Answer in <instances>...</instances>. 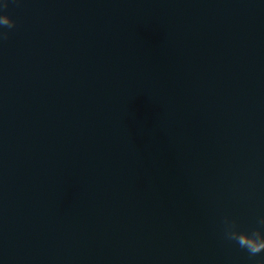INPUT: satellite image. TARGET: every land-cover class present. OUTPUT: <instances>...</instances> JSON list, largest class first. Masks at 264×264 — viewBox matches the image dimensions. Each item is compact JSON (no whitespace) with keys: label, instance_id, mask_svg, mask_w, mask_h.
I'll use <instances>...</instances> for the list:
<instances>
[{"label":"water","instance_id":"95a60500","mask_svg":"<svg viewBox=\"0 0 264 264\" xmlns=\"http://www.w3.org/2000/svg\"><path fill=\"white\" fill-rule=\"evenodd\" d=\"M0 264H264L261 0H9Z\"/></svg>","mask_w":264,"mask_h":264},{"label":"clouds","instance_id":"9594fccd","mask_svg":"<svg viewBox=\"0 0 264 264\" xmlns=\"http://www.w3.org/2000/svg\"><path fill=\"white\" fill-rule=\"evenodd\" d=\"M264 3V0H261ZM9 6V0H0V39L7 36L4 27L13 29L16 22L5 13V9ZM256 227L251 230H242L239 224L229 218L224 217L222 220L223 238L240 249L245 250L250 257L264 253V215H261L256 220Z\"/></svg>","mask_w":264,"mask_h":264}]
</instances>
